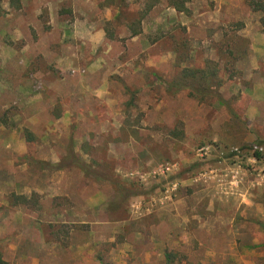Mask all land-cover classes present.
Instances as JSON below:
<instances>
[{
    "label": "rangeland",
    "instance_id": "1",
    "mask_svg": "<svg viewBox=\"0 0 264 264\" xmlns=\"http://www.w3.org/2000/svg\"><path fill=\"white\" fill-rule=\"evenodd\" d=\"M172 1L0 0L9 264H264V12ZM210 61L221 101L168 91Z\"/></svg>",
    "mask_w": 264,
    "mask_h": 264
},
{
    "label": "trees",
    "instance_id": "2",
    "mask_svg": "<svg viewBox=\"0 0 264 264\" xmlns=\"http://www.w3.org/2000/svg\"><path fill=\"white\" fill-rule=\"evenodd\" d=\"M143 4L144 9L141 11L139 19L137 21L127 24L131 32V37H136L143 33V21L147 18L150 12L160 4L161 0H136ZM173 9L178 13H183L186 15L190 14V10L187 7L186 0H173L171 3ZM247 4L254 12H264V0H247ZM121 16L116 17V22L120 23ZM111 23H108V26ZM262 24L264 25V19H262ZM107 30V35L109 39H114V35L111 33L110 29ZM168 91L176 95L181 92H188L189 97L198 101L199 103H208L211 99L222 100L219 89L223 86V81L219 78L218 65L210 61L206 68H183L179 76L172 82L167 83ZM223 103V101H222ZM255 158L261 160L263 156L260 152L255 153ZM82 168H86L81 165ZM57 168V166H55ZM19 204L28 203V199L19 196L15 198ZM177 255L172 252H166L164 255L163 264H176ZM0 264H9L4 260L3 254L0 250Z\"/></svg>",
    "mask_w": 264,
    "mask_h": 264
}]
</instances>
